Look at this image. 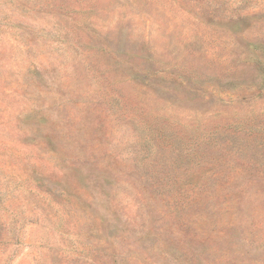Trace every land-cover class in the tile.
I'll list each match as a JSON object with an SVG mask.
<instances>
[{
  "label": "rangeland",
  "instance_id": "1",
  "mask_svg": "<svg viewBox=\"0 0 264 264\" xmlns=\"http://www.w3.org/2000/svg\"><path fill=\"white\" fill-rule=\"evenodd\" d=\"M0 264H264V0H0Z\"/></svg>",
  "mask_w": 264,
  "mask_h": 264
}]
</instances>
